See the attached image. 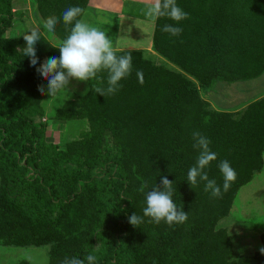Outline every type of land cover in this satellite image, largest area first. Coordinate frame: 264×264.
<instances>
[{"label":"trees","instance_id":"obj_1","mask_svg":"<svg viewBox=\"0 0 264 264\" xmlns=\"http://www.w3.org/2000/svg\"><path fill=\"white\" fill-rule=\"evenodd\" d=\"M90 0H31L33 19L60 44L73 24L63 12ZM188 13L179 22L155 21L152 49L177 70L155 66L140 52L131 54V71L112 95L95 90L57 111L56 121L86 120L88 131L65 147L46 142L44 95L47 84L36 67L59 49L41 34L35 45L38 64L23 56V37L6 38L14 23L13 0H0V242L5 246H49V264L65 257L96 256L95 264H264L260 250L238 263L217 222L229 212L251 155L264 147V97L233 119L209 112L200 91L215 84L247 82L264 73V0H176ZM165 25L182 28L173 36ZM43 30V31H44ZM53 46V47H52ZM137 72H142L143 83ZM107 88L108 72L96 74ZM193 132L210 141L217 159L205 169L221 194L213 197L203 181L190 186L187 172L196 162ZM249 137L255 139L249 143ZM258 158V156H256ZM227 160L237 173L227 191L218 164ZM217 172V173H216ZM242 175V176H241ZM173 181V201L188 212L182 224L150 222L143 215L145 194L161 177ZM146 184L144 192L139 189ZM136 213L138 228L129 223ZM264 245V238L262 239ZM264 247V246H263Z\"/></svg>","mask_w":264,"mask_h":264},{"label":"rangeland","instance_id":"obj_2","mask_svg":"<svg viewBox=\"0 0 264 264\" xmlns=\"http://www.w3.org/2000/svg\"><path fill=\"white\" fill-rule=\"evenodd\" d=\"M13 4L14 23L12 30L5 33L6 38H18L34 27L33 8L31 0L22 6L21 2ZM103 10L117 11L116 19L106 11H95L94 22L88 19L90 25L104 31L112 40L116 52H140L145 59L155 66L171 71L177 69L161 58L152 49V37L155 20L146 15V9L154 0H93ZM27 2V1H26ZM19 3V4H18ZM20 5V8H18ZM28 7L30 11L28 10ZM101 8V9H102ZM27 9V10H26ZM26 10V11H24ZM100 17V19H99ZM86 21V20H85ZM36 27V26H35ZM41 31L43 30L38 26ZM48 40L58 46L60 42L53 38L46 29ZM99 79L95 76L89 81H70L68 90H61L55 96L44 95L41 102L44 115L39 121L46 127V142L60 147L79 140L88 131L86 120L56 121L57 111L66 108L68 102L81 100L84 96L97 89ZM201 99L208 104L209 112L227 113L239 118L252 102L264 97V73L251 81L234 83L232 85L215 84L210 90L200 91ZM255 139L249 137V143L254 144ZM259 144L257 152L251 155L252 165L249 172L242 177L250 176L251 181L237 190L232 199L229 212L224 219L217 222L215 231L224 232L227 242L232 248L233 262L238 263L245 256H255L263 247L264 238V147ZM258 156V158H256ZM217 173V172H216ZM221 175V172L219 173ZM237 175V173H236ZM1 189V182H0ZM1 217V215H0ZM0 242V264H49L51 249L55 247L52 242L49 246L18 247L5 246Z\"/></svg>","mask_w":264,"mask_h":264},{"label":"clouds","instance_id":"obj_3","mask_svg":"<svg viewBox=\"0 0 264 264\" xmlns=\"http://www.w3.org/2000/svg\"><path fill=\"white\" fill-rule=\"evenodd\" d=\"M78 6L69 7L62 14L65 25L73 24L70 34L63 40L59 47V57H49L36 67V72L47 84L38 85L41 95L55 96L61 90H68L70 81H89L102 70L108 72L107 88H97L95 91L102 96L115 94L119 90V82L131 71V54H116L112 40L102 30L88 24L83 19H77L82 14ZM146 15L153 20L167 16L174 21H181L188 18V13L177 6L176 0H154L147 9ZM58 22L57 17L50 16L44 23L48 32H53ZM162 31L177 36L182 28L173 25H165ZM25 43L23 56L30 59V65L35 67L38 64V57L35 45L41 40V31L38 27H29L22 35ZM53 47V46H52ZM139 82L143 83L142 72H137ZM195 141L193 147L198 150L196 162L187 172V182L190 186L197 185L198 181L205 182L204 190L210 192L213 197L221 194V188L215 180H210L205 169L212 161L217 159V153L209 148L210 141L200 132H193ZM223 176V190L227 191L231 182L236 178L235 169L227 160H222L217 165ZM173 181L166 176L161 177L160 185H156L147 192H144L147 185L139 189L145 194L146 207L143 208V215L150 217V222L159 224L164 221L168 225L182 224L188 219V212L178 209L173 201ZM193 188V187H192ZM143 218L133 213L129 217V223L138 228ZM264 255V247L260 248ZM96 256L88 255L87 264H95ZM61 264H85V259L76 257H65Z\"/></svg>","mask_w":264,"mask_h":264},{"label":"crops","instance_id":"obj_4","mask_svg":"<svg viewBox=\"0 0 264 264\" xmlns=\"http://www.w3.org/2000/svg\"><path fill=\"white\" fill-rule=\"evenodd\" d=\"M21 2V4H22V6H24V5H26V3H29L30 2V0H15V2ZM27 1V2H26ZM92 3H95V4H97V2H94L93 0H90L89 1V3H88V5H87V7H86V9H85V11H84V13H83V15H82V17H81V19H83L84 21L86 20V22H89V18H90V20H91V22H94V20L96 19V17H93L92 15L94 14L93 12H94V10L95 11H102L103 10V8L101 9L100 7H98V5H94V4H92ZM13 4H14V1H13ZM19 4V3H18ZM18 8H20V5H18ZM27 10V9H26ZM26 10H24V11H26ZM28 10L30 11V9H29V7H28ZM103 11H106L108 14H109V16H112L113 18H116V19H123L122 17H119V15H118V12L117 11H110V10H103ZM99 19H100V17H99ZM89 24V23H88ZM34 25L36 26V27H38V25H37V23L36 22H34ZM34 26V27H35ZM94 27H95V25H93ZM42 35H44L45 37H47L46 35H45V33H44V31L42 32ZM48 39V38H47ZM51 44H53V43H51Z\"/></svg>","mask_w":264,"mask_h":264}]
</instances>
